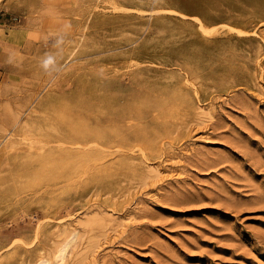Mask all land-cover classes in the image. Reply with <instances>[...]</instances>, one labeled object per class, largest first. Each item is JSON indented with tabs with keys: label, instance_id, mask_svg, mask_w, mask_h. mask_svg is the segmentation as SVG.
<instances>
[{
	"label": "rangeland",
	"instance_id": "rangeland-1",
	"mask_svg": "<svg viewBox=\"0 0 264 264\" xmlns=\"http://www.w3.org/2000/svg\"><path fill=\"white\" fill-rule=\"evenodd\" d=\"M205 12L202 42L233 49L245 68L223 84L187 68L181 44L192 46L203 14L174 2L0 0V264H33L71 228L60 264H264V0H209ZM131 68L144 73L133 79ZM151 73L181 101L155 137L159 152L129 149L143 173L120 189L119 139L20 142V127L60 114L80 88L94 120L112 100H138ZM122 113L118 130L142 124L128 106ZM103 167L108 186L95 182Z\"/></svg>",
	"mask_w": 264,
	"mask_h": 264
},
{
	"label": "bare ground",
	"instance_id": "bare-ground-1",
	"mask_svg": "<svg viewBox=\"0 0 264 264\" xmlns=\"http://www.w3.org/2000/svg\"><path fill=\"white\" fill-rule=\"evenodd\" d=\"M165 1H169L171 3L174 2L186 10L203 14L202 20L196 27L194 36L192 27L184 23L181 25V29H179L181 32H186L189 34V36H193L191 47L188 48L184 45L182 46V44L189 43L190 41H184V43L181 44L183 50H186L189 53V55H187L189 60L187 63V68L192 73L201 77L209 76V78H211L213 76L216 83L223 84L231 74L236 75L237 73L242 72V70L244 71V66L231 61L233 56H235L233 49L227 50L224 48V46L209 47V45L202 42V40H205L202 39V37H209L211 33L209 30V17H213V15H211L209 12H205L207 9H209V0ZM180 35L181 34L179 32V36ZM180 40L182 39L180 38ZM161 49L163 48L157 49L154 54L161 55L159 53V50ZM175 49L178 50L179 48L176 47ZM175 49L173 48L174 54L176 53ZM183 57L184 56L178 58L182 59ZM129 72V76L133 79L140 78L142 73H144L142 68H137L134 70L131 68ZM151 74L154 76L149 81L150 86L144 90L142 96L137 95L140 97L138 100L136 99L137 101L134 100V103L128 102L127 105V101H124V103L120 105L115 100H112L111 104L108 106H103V110L98 111V114L95 116L94 120L84 112V99L81 92L82 88L79 87L80 90H77L69 95L72 97V100H69V104L65 106L60 114L49 115V119L44 124H41V126L32 127L25 125L20 127V129L17 131V134L24 135L23 141L20 142L86 143L85 140L89 136H93L97 141H99V143H104L102 142L103 139L105 141L119 139L123 143H115L120 147L122 146V148L118 147V149H116L114 152L113 181L115 186L120 189L122 187V180H131L135 178L136 175H141L143 173L142 165L134 160L129 149L135 144L139 145L140 153L142 154L143 158L151 157L159 152L162 146L161 143L154 142L155 137L161 133H166L169 131L173 122V118L176 114V110H178V101H181L178 99V97H176V95L179 94L175 91L166 93V90L161 88L159 81L163 80L162 74ZM100 76H102L101 78L104 79L107 77L105 72H101ZM103 90H105V87L101 84V94ZM133 90L134 88L132 85L128 87H122L120 89L122 94L126 96V99L130 97L129 95L131 94L129 92ZM131 98H133V96H131L130 99ZM111 99L114 98L111 97ZM124 106H128L130 111L132 110L134 112V117H139L138 120L133 121V124L136 125L138 123L137 121H141L142 124H139L140 126L132 125V127L127 131H121L115 128L118 119L122 118L123 116V113L118 114V111ZM90 124H94L95 126L90 127ZM135 139H139L143 142L132 143V141ZM101 170L102 171L95 179V182L100 186H108V175H105L107 174L106 172H108V169L103 167ZM62 230L64 234H66V230L63 229V227ZM77 235L78 231L76 228H71L66 234L65 239L63 241H58L59 243L53 249L51 254H39L33 264H60L64 260L69 247L75 242Z\"/></svg>",
	"mask_w": 264,
	"mask_h": 264
}]
</instances>
